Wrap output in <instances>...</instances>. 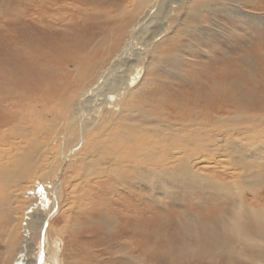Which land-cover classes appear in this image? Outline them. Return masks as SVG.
<instances>
[{
  "label": "bare ground",
  "instance_id": "6f19581e",
  "mask_svg": "<svg viewBox=\"0 0 264 264\" xmlns=\"http://www.w3.org/2000/svg\"><path fill=\"white\" fill-rule=\"evenodd\" d=\"M16 2H0V222L10 225L1 229L0 223V234L10 239L16 221L12 205L23 199V264H32L40 241L46 253L50 238L63 240L71 215H96L100 222H109L101 217L104 208L118 214L122 235L131 246H138L147 223L132 198L141 201V186L151 190L145 197L156 204L162 187L174 197L178 184L202 195L213 193L215 199L225 196L230 209L214 201L205 217L211 223L207 230L218 226L217 218L229 210L233 219L255 225L239 228L251 236L264 237V191L253 192L247 203L233 197L238 179L253 187L257 185L252 179L263 180L252 166L264 169V122L250 112L228 111L236 101L234 81L240 80L239 62L231 60L213 71L203 70L201 77L191 78L194 86L188 85V89L173 86L174 81L171 84L158 73L168 54L164 46L176 43L169 31L171 18L180 12L200 16L213 0ZM235 12L241 14L238 9ZM125 16L130 20L127 27L122 23ZM107 23H111L110 29ZM192 25L190 22L183 28L189 31ZM96 60L99 65L87 78V70ZM184 80L189 82L190 77ZM257 107L263 112V104ZM234 135H243L249 148L234 143ZM195 160L202 169H211V175H221V180L214 182L212 176L201 173L204 169L196 167ZM241 168L244 175L233 173ZM227 173L233 178L229 182ZM29 182L41 184L47 195L53 194L50 207L42 210L33 192L34 200L24 198ZM117 185L122 186V193L115 208L106 195ZM64 189L67 194L61 198ZM57 214L63 219L60 227L55 225ZM154 218L155 214L149 220ZM33 237L37 239L35 252ZM55 246L57 250L48 262L61 264L63 249L60 244Z\"/></svg>",
  "mask_w": 264,
  "mask_h": 264
},
{
  "label": "rangeland",
  "instance_id": "374dc122",
  "mask_svg": "<svg viewBox=\"0 0 264 264\" xmlns=\"http://www.w3.org/2000/svg\"><path fill=\"white\" fill-rule=\"evenodd\" d=\"M1 1L2 0H0V2ZM5 1L10 5H15L17 3L16 0ZM213 1L214 2H212V5H210V7H204V10H202L200 16H196L194 14L187 15L180 12L179 14L174 15L171 18V29L169 31L173 37L172 39L176 40V43L174 47H169L168 44L164 46V49L167 48L168 54H166V57H164L166 59H164L162 64L159 66L160 68H158L159 77L163 79H169L168 81L170 83L174 81V84H171H173V86L175 85V87L177 88L188 89V85H190V88H193L194 86V84H192L194 82V79L191 78L201 77L203 70L213 71L214 69H217V67L222 66L223 64H226L231 60H233L232 63L239 62L238 79L240 80H235V83L233 82L235 85H237V90H234L237 95L236 101L232 103L228 111L232 113L236 111H239L241 113L250 112L252 115H259L258 118L262 122H264V110L262 112L259 107H257L260 104L264 105V0H242L239 3H236L233 0ZM237 9L240 10L242 16L241 14L235 15V10ZM125 18L122 23L126 22L127 27V22L130 21L129 16H125ZM157 22L158 21H156V24ZM190 22L193 23L192 28L190 27L189 31H185L183 25H188ZM110 24L111 23H107L106 27H108ZM108 28L110 29V27ZM106 42L108 43V39H106ZM106 42H104V45L108 48L109 44H107ZM98 57L99 55L96 58ZM170 58L174 60L169 61ZM93 63V67H90L87 70V75H85L87 78L89 75V71L90 73L91 71L93 72L99 65V62L97 60ZM72 67L73 63L69 62L68 68L72 69ZM188 77H190V81L185 82L184 79L187 80ZM260 80L262 81V83ZM259 83H261V85ZM173 86L171 85L172 88ZM232 86L234 87V85ZM161 88L167 89L168 87L162 86ZM261 121H258L256 123H261ZM242 136L234 135L232 141L234 143L235 141L238 142L237 144L241 148H249V146L245 145L244 143L247 139L244 140ZM250 148L252 147L250 146ZM236 155L239 156L238 154ZM247 163L249 162L247 161ZM201 165V163H196V167H199L200 170L204 169L203 171H201V173L208 174L209 177L212 176V178L214 179L212 180L214 182L221 180V178L218 177L221 175L216 173V175L218 176H213L211 175V169L210 171L209 169H202L201 167H203V165ZM251 169H253V171L258 174V177L263 178V180L259 182V180H257L256 178L252 179V182H256L255 185H257L253 187L252 183H243V181H241L242 178H240L241 180L238 179V182L236 181V184L234 185L235 188H233L236 196L232 194L233 197L237 199V202H240V200L242 199L247 203L248 200L252 197L253 192L264 191V169L259 167L258 165H256V168L255 165L252 166ZM69 171L70 170L68 169L67 173ZM238 171H235L233 173L241 172V175L245 174V170H242V168ZM254 172L250 174H253ZM260 172L261 175L259 174ZM255 173L254 175H252L253 177L255 176ZM226 176V182H229L233 179L228 173ZM176 186V194L174 197L170 196L167 188L162 187L160 191L163 194H161V198H159L160 201L158 204L153 202L151 203L148 197H145L149 196L151 191L145 186H141L143 196L140 202H137V199H135L134 197L132 198V204L137 207V211L141 213L143 220H145L147 223L145 225L146 232L143 233V235L140 237L138 246L135 247V244L131 246L128 243V240L122 235V232L119 230L120 222H118V214H116V212L112 211L111 209L109 211H106V209L104 208L102 209L104 210V215H102L101 217H103L104 219L106 218L105 220L109 218L108 221L111 223L100 222L101 218L96 215H93L94 217L90 215L92 218L87 216L80 217L79 215L75 214L74 216L71 215V218L68 221V224H70L69 228L67 232H65V236L64 234H62L63 240L61 241L59 237H57V240L53 241L52 238H50V241L48 242L46 247V253L45 250H43L44 244L42 241H40L41 246L37 249V254L33 256L32 264L33 261L34 264H51L52 262L48 261L52 258L51 253L57 250L55 246L57 244H60L63 249V262L61 264H264V237L251 236L246 230H243V228H239V226L255 227V225H252L251 222L242 221L241 219L238 220V217H235L233 219L231 217L232 214L228 210L226 214H223V216L221 215L219 216V218H217V222L219 220L218 226H215V228H209L207 230L208 224L211 223L207 218V222H205V217L210 208L215 205L214 201L220 202V206L222 208H229L228 205H225V196H220L215 199V194L213 193L202 195L201 193L196 192L194 189H191L188 185L184 184L180 186V184H178ZM246 186H248V188H246ZM120 187L122 186H115L114 191L106 195L110 199H112V207L115 208L118 207L116 201L118 200L120 193H122ZM27 188L28 189L24 195V198H26L27 196L31 200H34L35 198L37 203L42 204V207L44 206L43 208L41 207L42 210L47 209L51 206L49 201L50 199H53V194L50 193L47 195L43 185H38L37 183L33 184L29 182L27 183ZM32 192L33 194H36L34 198ZM66 194L67 190L64 189V192H61V198H63ZM22 200L16 201V203H13L12 205V207L15 208L14 218H16V221H14L12 225L13 227H11L12 235L10 239H8L3 233L0 234V264H11V262H13L15 258V255L22 246L20 244L22 237L24 236L23 234L25 228V219H23L24 221H21L20 217V211L22 210L25 202ZM167 200L169 201L167 202ZM61 203L58 204V207ZM261 203H264V201H262ZM234 211H232V213H234ZM235 212L238 214L237 211ZM51 214L54 216L55 212L54 214L53 212ZM154 214L156 216V218H154L155 221H150V216H154ZM5 215L6 214L2 216ZM56 217L58 219L56 220L55 225L56 227H60L62 225L61 223L63 219L61 218V216H59V214H57ZM87 220L88 224L86 223ZM0 223L1 229H7L10 226L7 225L5 220L1 221ZM232 223L235 224L233 225ZM94 226L99 229V231L94 233V230L96 229L94 228ZM201 227L205 232H200L198 230V228L201 229ZM113 233H115V236H113ZM36 245L37 239L33 237V243L31 247L34 252L36 251ZM235 246L237 247L235 248ZM195 248L197 250H195ZM120 249L122 250L119 251ZM37 255L39 259L35 262ZM128 255H132L131 259L128 258ZM159 256H161L162 258ZM96 258L98 259V261Z\"/></svg>",
  "mask_w": 264,
  "mask_h": 264
},
{
  "label": "water",
  "instance_id": "95a60500",
  "mask_svg": "<svg viewBox=\"0 0 264 264\" xmlns=\"http://www.w3.org/2000/svg\"><path fill=\"white\" fill-rule=\"evenodd\" d=\"M24 253H25V249L22 246V251L18 254V257H17L18 259L15 260L13 264H23L22 259H23Z\"/></svg>",
  "mask_w": 264,
  "mask_h": 264
}]
</instances>
